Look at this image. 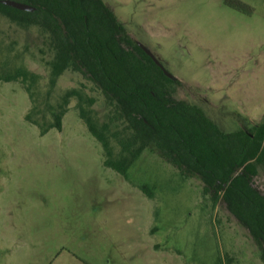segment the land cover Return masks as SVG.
Instances as JSON below:
<instances>
[{"label":"rangeland","instance_id":"rangeland-1","mask_svg":"<svg viewBox=\"0 0 264 264\" xmlns=\"http://www.w3.org/2000/svg\"><path fill=\"white\" fill-rule=\"evenodd\" d=\"M104 2L182 82L173 99L198 105L225 132L264 121V0ZM53 56L39 26L0 13V76L37 75L34 100L20 81L0 78V264H264V245L226 203L212 207L200 177L184 176L153 145L129 179L106 166L77 96L62 128L43 132L74 88L98 124L112 112L81 71L67 69L52 87ZM33 106L40 126L26 119ZM120 128L108 132L115 158L121 147L111 132ZM253 182L264 192L263 165Z\"/></svg>","mask_w":264,"mask_h":264},{"label":"trees","instance_id":"trees-1","mask_svg":"<svg viewBox=\"0 0 264 264\" xmlns=\"http://www.w3.org/2000/svg\"><path fill=\"white\" fill-rule=\"evenodd\" d=\"M17 1L31 4L35 10H21L0 0V13L22 25H37L49 35L54 51L50 85L53 87L69 68L81 71L112 107L109 121L98 124L84 106L88 98L82 91L68 90L54 112V122L43 132L62 128L69 98L77 96L79 115L102 145L106 166L129 179L131 165L153 145L184 176H199L212 207L222 199L252 237L264 245V192L253 182L258 166H264V121L250 129L225 132L198 105L173 99L176 85L182 82L164 74L104 0ZM0 78L20 81L34 100L35 73L18 68ZM34 109L26 119L40 126L33 118ZM119 123L121 128L111 132L121 147L120 156L115 158L108 132L112 124ZM142 189L153 197L149 185H142Z\"/></svg>","mask_w":264,"mask_h":264},{"label":"water","instance_id":"water-1","mask_svg":"<svg viewBox=\"0 0 264 264\" xmlns=\"http://www.w3.org/2000/svg\"><path fill=\"white\" fill-rule=\"evenodd\" d=\"M2 3L4 4H7L9 6H13V7H16L18 9H21V10H27V11H34L35 10V7L31 4H28V3H25V2H21V1H17V0H1ZM138 45L140 47H142L145 52L150 55L152 57V59L155 61V63L162 68L164 74L166 76H168L169 78H172V79H177V77L175 75H173L171 72H169L164 66L163 64L160 62V60L146 47L144 46L142 43L140 42H137Z\"/></svg>","mask_w":264,"mask_h":264}]
</instances>
